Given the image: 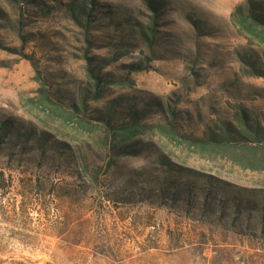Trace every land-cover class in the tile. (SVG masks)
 <instances>
[{
	"label": "rangeland",
	"instance_id": "1",
	"mask_svg": "<svg viewBox=\"0 0 264 264\" xmlns=\"http://www.w3.org/2000/svg\"><path fill=\"white\" fill-rule=\"evenodd\" d=\"M246 1L153 0L155 13L145 0H98L86 31L69 0H0V121L94 152L106 133H89L84 115L120 97L150 110L139 155L109 170L106 155L96 183L77 182L59 154L34 165L28 145L0 143V264H264V165L243 167L241 147L188 144L154 106L173 108L177 130L195 136L238 105L264 122V79L251 65H264V36L231 21ZM89 68L114 78L106 97L85 113L52 111L39 88L77 102ZM166 174L169 193L157 179Z\"/></svg>",
	"mask_w": 264,
	"mask_h": 264
},
{
	"label": "trees",
	"instance_id": "2",
	"mask_svg": "<svg viewBox=\"0 0 264 264\" xmlns=\"http://www.w3.org/2000/svg\"><path fill=\"white\" fill-rule=\"evenodd\" d=\"M9 1L17 4H26L32 0ZM145 1L150 9L157 13L153 0ZM87 2L90 5L89 7L86 5L85 0H69V2L64 3L65 10L77 23L85 27L86 31L93 20L92 15L96 12L98 0H87ZM231 21L239 33L243 35L249 37L253 35L264 36V0H247L245 5H240L234 9L231 14ZM148 30L153 37L156 30L152 26H149ZM148 43L152 47L153 42L149 38ZM251 65L255 73L254 75L264 79V65L260 66L255 63ZM87 78L89 87L83 88V92L77 102L76 100H64V96H62L63 99L57 98L52 92L53 88L49 86L47 88L41 86L39 92L52 108V111L53 109L65 111L64 109L67 108L70 114L85 113L88 108V101L96 102L105 98V95L110 91L108 85L116 83L114 82V78L103 77L99 73H94L91 68L88 69ZM153 104H156V102H152V106ZM159 104L157 103L159 107L157 105L154 106H156L157 111L161 113L166 121V129L170 134L180 135L188 144L203 148L231 149L230 145L241 147L245 150V153L251 154V156L243 155L238 157L243 167L247 163H250L253 168L264 165V122H261L258 113L255 111L238 105V110H234L232 121L222 120L214 125H207L203 136H195L193 134L180 133L175 125L176 114L173 108L168 107L164 110ZM149 111L147 104L140 102L139 98L120 97L108 101L102 109L92 112L91 115H84V118H81L80 121L83 122L82 125L84 127L90 130L89 133L96 131L106 133L104 139L98 136L97 140L101 138L102 146H99V150H95L94 152L92 150L84 151L80 149L70 151V147L66 143L55 141L47 132L36 129L31 125L16 126L8 120L0 121V143L7 142L10 147H19L21 150H25L28 145L31 154L34 153L29 156L30 161L34 165L38 162L35 155H38L43 161L49 160L47 157H52L53 154H59L60 160L58 164L72 169L74 171L73 174L76 175L77 182L96 183L98 182L99 175L98 172L93 170L92 166L101 167L103 165V158L106 155H108V170L117 164L121 157L139 155L141 147L138 146L140 142L137 139L146 135L148 129H150V125L143 122ZM89 133L86 137H90L89 140H93V136ZM84 140L86 141L85 144H88L89 140ZM107 141L108 143H106ZM257 150L262 151L258 156H256L257 153H254ZM249 151H252V153ZM50 153L51 155L49 156ZM51 161H54L53 163L56 164V160L50 159ZM164 176L160 180L159 178L157 179L160 182V189L169 193L176 184L167 178L169 174ZM204 180L211 188H213L211 185H216L206 177ZM191 192L192 190H190ZM65 196L67 194L63 195V197Z\"/></svg>",
	"mask_w": 264,
	"mask_h": 264
}]
</instances>
